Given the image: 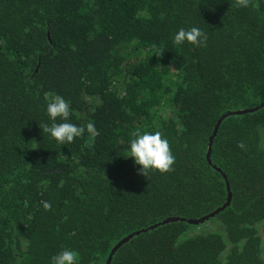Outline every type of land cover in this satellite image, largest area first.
Returning <instances> with one entry per match:
<instances>
[{
	"label": "trees",
	"instance_id": "16d2710c",
	"mask_svg": "<svg viewBox=\"0 0 264 264\" xmlns=\"http://www.w3.org/2000/svg\"><path fill=\"white\" fill-rule=\"evenodd\" d=\"M255 2L0 0V264H51L63 249L78 264H106L138 231L110 264H264V0ZM191 27L206 47L173 43ZM49 91L70 102L69 122H94L98 135L59 144L42 133ZM250 109L222 122L209 164L220 117ZM136 129L163 133L173 172L140 174L129 157ZM222 173L232 201L211 219L221 231L191 235L183 220L227 202Z\"/></svg>",
	"mask_w": 264,
	"mask_h": 264
},
{
	"label": "clouds",
	"instance_id": "9594fccd",
	"mask_svg": "<svg viewBox=\"0 0 264 264\" xmlns=\"http://www.w3.org/2000/svg\"><path fill=\"white\" fill-rule=\"evenodd\" d=\"M237 7L248 8L258 7L255 0H235ZM207 35L198 27L189 29L181 28L174 36L173 43L182 45L185 42L196 47H206ZM46 101L47 115L52 121L51 124L45 123L39 125L42 133L48 134L59 144L72 143L78 137H82L85 130L91 136L98 135L94 122H88L84 126H78L69 122L72 115L70 102L66 101L62 96L49 91L44 93ZM61 122H57V121ZM130 155L134 159L136 165L140 166V174L145 176L150 170H155L160 174L173 172L176 162L175 155L172 152L170 143L160 131L141 132L136 129L131 133ZM237 147L243 148L241 142ZM45 211L51 210L48 202H43ZM78 252L70 249H63L51 258V264H78Z\"/></svg>",
	"mask_w": 264,
	"mask_h": 264
},
{
	"label": "water",
	"instance_id": "95a60500",
	"mask_svg": "<svg viewBox=\"0 0 264 264\" xmlns=\"http://www.w3.org/2000/svg\"><path fill=\"white\" fill-rule=\"evenodd\" d=\"M264 106V104L262 105V107ZM261 108V107H260ZM258 108V109H260ZM258 109H250V110H240V111H235V112H230V113H226L224 114L222 117H220V119L218 120V122L216 123L215 125V129H214V132L212 134V137L210 139V143H209V147H208V152H207V155H206V159L208 161L209 164H212V159H211V154H212V145H213V142H214V138L216 136V133L218 131V128L220 127V125L222 124V122L230 117V116H234V115H243V114H246V113H249V112H254L255 110H258ZM221 171V170H219ZM222 172V171H221ZM223 174V177L225 179V182H226V187H227V202L225 203L224 206H222L220 209H218L217 211L205 216V217H202V218H199V219H185L183 221L187 222L188 224L190 225H193V226H200L208 221H210L211 219L215 218L216 215H218V213L222 212L226 207H228L230 204H231V201H232V193H231V189H230V184L228 182V180L226 179V176L224 173ZM177 219H171V220H166L164 221L163 223L161 224H165V223H168L170 221L174 222L176 221ZM158 225L160 224H157L155 226H151L149 227V230L150 229H153V227H157ZM145 231V230H144ZM142 231H138V232H134L128 236H126L125 238H123L116 246H114L109 254V257H108V260H107V263L106 264H110L111 260H112V257L113 255L115 254V252L119 249V247H121L124 243H126L127 241H129L130 239H132L133 237L135 236H138Z\"/></svg>",
	"mask_w": 264,
	"mask_h": 264
},
{
	"label": "rangeland",
	"instance_id": "374dc122",
	"mask_svg": "<svg viewBox=\"0 0 264 264\" xmlns=\"http://www.w3.org/2000/svg\"><path fill=\"white\" fill-rule=\"evenodd\" d=\"M221 225H219L217 222L210 220L200 226H194L192 228V231L190 234H196V233H209V232H215V231H221Z\"/></svg>",
	"mask_w": 264,
	"mask_h": 264
}]
</instances>
